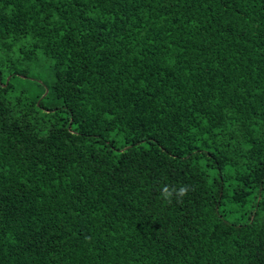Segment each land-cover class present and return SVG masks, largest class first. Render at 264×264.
Wrapping results in <instances>:
<instances>
[{"label": "trees", "instance_id": "trees-1", "mask_svg": "<svg viewBox=\"0 0 264 264\" xmlns=\"http://www.w3.org/2000/svg\"><path fill=\"white\" fill-rule=\"evenodd\" d=\"M0 264H264V0H0Z\"/></svg>", "mask_w": 264, "mask_h": 264}]
</instances>
